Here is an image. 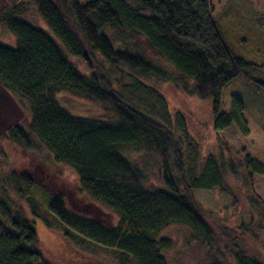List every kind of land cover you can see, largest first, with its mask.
I'll return each instance as SVG.
<instances>
[{"label":"trees","instance_id":"1","mask_svg":"<svg viewBox=\"0 0 264 264\" xmlns=\"http://www.w3.org/2000/svg\"><path fill=\"white\" fill-rule=\"evenodd\" d=\"M34 11L45 27L29 17ZM260 25L264 30V18ZM0 26L16 37V46L0 40V85L30 111L26 126L14 123L0 135V154L8 142L27 149L37 139L119 219L107 225L70 210L63 195L53 193L48 209L60 222L115 250L121 263L171 264L174 241L163 233L181 226L208 251L200 264H229L224 253L236 264H264L241 248L249 235L244 225L236 231L196 197L199 189H215L237 204L226 182L232 177L255 194L250 206L264 218L254 184L264 164L224 143L218 156L203 157L184 122L178 129L132 100L144 90L161 98L144 78L177 83L211 101L215 131L236 125L249 135L243 100L233 95L225 112L223 92L240 77L264 88V80L250 74L264 68L228 46L211 0H8L0 9ZM147 49L174 72L151 59ZM60 92L98 102L112 115L106 120L74 115L61 105ZM152 164L161 186L149 184ZM34 186L29 171L12 168L0 175V264H51L38 249L36 218H42V208ZM220 245L221 256L212 255Z\"/></svg>","mask_w":264,"mask_h":264},{"label":"rangeland","instance_id":"2","mask_svg":"<svg viewBox=\"0 0 264 264\" xmlns=\"http://www.w3.org/2000/svg\"><path fill=\"white\" fill-rule=\"evenodd\" d=\"M213 16L217 21L228 46L246 61L264 68V30L260 21L264 18V0H211ZM8 4V0H0V9ZM38 25L44 26L43 20L34 11L29 16ZM0 40L10 46H16V37L5 26H0ZM147 55L174 72L171 65L150 50ZM256 78L264 80V69L250 72ZM144 82L156 93L138 91L132 100L146 111H153L167 120L171 126L180 128L184 122L192 138L199 144L202 156H218L221 144H227L235 152L246 149L253 158L264 164V88L254 82L240 77L232 81L223 92V108L230 111L233 95L239 96L244 104V117L248 122L250 133L243 135L236 125L224 130L213 128L211 101L201 100L192 95L189 88L177 83L144 78ZM191 82L187 81V85ZM187 86V87H189ZM58 100L71 113L81 117L109 119L111 113L104 110L98 102L77 98L67 92H60ZM30 119L27 105L19 101L0 85V135L14 123L26 126ZM192 154L190 148L186 149ZM147 167L149 184L161 186L162 180L158 170L152 164ZM29 171L35 186L32 195L41 205L42 218H36V229L39 236L38 249L51 264H129L121 263L113 249L106 248L91 238L85 237L74 229L60 222L50 211L51 194L63 195L67 207L82 215L101 220L107 225H115L118 216L109 208L94 200L81 186L77 173L66 164L53 159L49 152L37 139H33V147L25 148L19 144L6 143L0 154V175L9 169ZM227 184L237 197V204L225 192L215 189H199L196 197L201 204L214 212L217 219L224 220L236 229L242 225L248 229L249 235L241 248L249 255L264 263V218H260L256 209L251 208L248 190L236 179L227 177ZM256 194L264 205V175L254 179ZM235 204V205H234ZM73 236L74 239H71ZM163 236L174 241V248L168 257L171 264H200L207 260V250L195 243L188 229L173 226L164 231ZM212 250V255L221 256L222 245ZM229 264H236L224 253Z\"/></svg>","mask_w":264,"mask_h":264}]
</instances>
